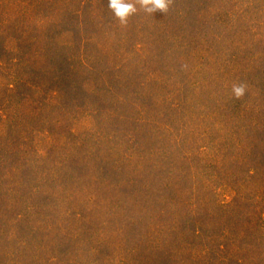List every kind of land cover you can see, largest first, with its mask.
Returning <instances> with one entry per match:
<instances>
[{"label": "rangeland", "instance_id": "rangeland-1", "mask_svg": "<svg viewBox=\"0 0 264 264\" xmlns=\"http://www.w3.org/2000/svg\"><path fill=\"white\" fill-rule=\"evenodd\" d=\"M180 213L264 239V0H0V264H85L90 225L108 264L124 216Z\"/></svg>", "mask_w": 264, "mask_h": 264}, {"label": "trees", "instance_id": "trees-1", "mask_svg": "<svg viewBox=\"0 0 264 264\" xmlns=\"http://www.w3.org/2000/svg\"><path fill=\"white\" fill-rule=\"evenodd\" d=\"M129 194L134 196H128L129 202H139L142 205L152 204L151 198L155 196L144 195L143 192H131ZM182 215L177 218L175 225L171 224L161 228L156 223L153 226L147 225L148 234L147 236L143 235L141 239H138L139 235L133 234L135 232L133 230L139 225L132 218L127 219V216H124L122 237L124 236L126 247L125 249L123 247L118 254H111L113 259L107 261L108 264H194L197 262L194 260V252L200 247V252L206 255L208 260L216 262L218 260L221 264H264V254L262 253L264 239H261L259 234L257 236L254 233L250 223L245 231L240 232L237 227L238 225L241 227L243 220L239 221L236 217L237 224L235 223L228 228H221L218 234H212L209 228L200 227V224L194 221L191 214ZM109 219L112 222L113 216H110ZM257 219L262 220L263 218L258 217ZM178 227L184 229L183 232H188V235L182 239V247L179 245L177 249L174 236H177ZM91 229V225L82 228L76 236H71L66 240L65 247L72 248L74 247L73 244H77V248L80 247L81 249L75 254L77 257L80 254L85 264L103 263V257L102 260L95 257V249L97 246L101 247V242L97 246L91 242V237H89ZM236 230L237 234L235 233ZM106 234L107 236L110 235L108 231ZM106 245L110 248L111 244L106 242ZM104 247L105 243L103 244ZM102 251L104 252V250ZM256 253H258L257 258L254 257ZM100 255H102L101 252Z\"/></svg>", "mask_w": 264, "mask_h": 264}]
</instances>
